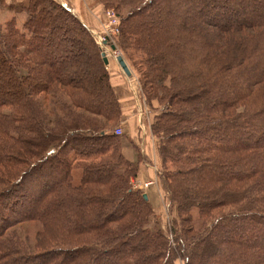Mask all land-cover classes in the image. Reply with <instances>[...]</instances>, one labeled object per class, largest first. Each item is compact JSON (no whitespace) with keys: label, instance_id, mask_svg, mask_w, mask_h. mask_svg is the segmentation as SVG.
Here are the masks:
<instances>
[{"label":"trees","instance_id":"16d2710c","mask_svg":"<svg viewBox=\"0 0 264 264\" xmlns=\"http://www.w3.org/2000/svg\"><path fill=\"white\" fill-rule=\"evenodd\" d=\"M99 1L155 174L121 151L134 96L92 28L67 0H0V264H264V0Z\"/></svg>","mask_w":264,"mask_h":264},{"label":"rangeland","instance_id":"374dc122","mask_svg":"<svg viewBox=\"0 0 264 264\" xmlns=\"http://www.w3.org/2000/svg\"><path fill=\"white\" fill-rule=\"evenodd\" d=\"M81 2H83V1H81ZM67 3H68V6H70L72 9L74 8V5H76L74 2H71L70 0H67ZM83 3L87 6V7L83 6V8L88 13V15H89L88 23L91 24L88 26L92 28V31L94 34H97V35L102 34L103 33V24L106 23V21H107L106 16L104 14L105 8L102 5H100L101 3L99 0H85V2H83ZM189 12H190L191 16H195L196 18H206L204 16L197 15V13L195 12L193 7L191 8V10ZM75 14L78 16V12ZM97 18H98V20H97ZM115 41H116V39H114V43L112 41H111V43L115 44ZM100 46L102 47V50L106 52L108 58L111 61H113L112 63H115V66L120 69V67L118 66L116 59H115L116 54L121 55L119 49H117V50L115 49V51H112L108 45H105V46L100 45ZM123 58H125V57H123ZM125 61H127L126 63L128 64L132 74L130 77H125V75H122L124 77L122 80H120V83L122 84V89H120L119 93H121V96L128 94V96H131V97L134 94L133 103H135V97H137V100L139 101V102L136 101L137 104L140 103L141 108H143L144 107V100H143V96H142V92H141V88H140L138 79L136 77V72L132 68V66L128 62V60L126 59ZM121 72H122V70H121ZM125 108H126V110H125V115H124V119H123L124 121H122L121 124H119L115 127V128H120V130H121V135H120V136H122V144L121 145H123V146L129 144L128 143L129 140L125 136H129L128 135V133H129L128 132V126L130 125V123L128 122V120H129V118L133 117V115H131V113H136L139 110L138 105L135 107V109H132L131 107L130 108L125 107ZM137 108H138V110H137ZM146 112H148L147 107H146ZM142 114H143V111H142ZM148 119L152 122L151 117L149 115L146 117V120H148ZM137 135H138V133H137ZM75 179H76V181H78L79 175L76 176ZM138 180H140V179L138 178ZM140 181H142V180H140ZM142 182H145V181H142ZM140 189H142V188H140ZM143 190H147V188H143ZM156 198H154L153 201H154V203L159 204V206H158L159 214H160L159 216H161V214L164 216L160 222L162 224L161 226H164L167 218H165L164 205L162 204L163 200H160L159 197H158V199H156Z\"/></svg>","mask_w":264,"mask_h":264},{"label":"crops","instance_id":"0c3cea01","mask_svg":"<svg viewBox=\"0 0 264 264\" xmlns=\"http://www.w3.org/2000/svg\"><path fill=\"white\" fill-rule=\"evenodd\" d=\"M71 2H74L76 5H74L73 8V12L77 13L78 12V16L80 17V19L82 21H84L87 25H91L88 23V19H89V15L86 12V10L83 8V6L87 7L83 2H85V0H70ZM83 1V2H81ZM98 20V18H97ZM109 63L113 62L108 58ZM123 73V72H122ZM124 75V73H123ZM127 77V76H125ZM134 96V94H133ZM137 97H135V107L138 105V112L136 113H131V115H133L132 118H129L128 122L130 123V125L128 126V135L129 136H125L128 140H129V144L128 145H121V151L123 153V155L131 161H136V152L135 149L133 147V145L130 143V141H133L134 143H138L137 145L140 147V150L143 154H145L147 156V168L145 170L144 173H146V171H150L153 175V173L155 174V170L157 168V156L155 153V147H154V138L150 133V124L151 121L148 119L146 120V117L149 115L151 117V114L146 112V107L144 106L143 108H141L140 103L137 104ZM139 102V101H138ZM143 114H142V111ZM145 114V115H144ZM152 118V117H151ZM138 133V135H137ZM137 135V136H136ZM149 159V161H148ZM147 176V175H146ZM145 175H141V177H139L140 180L142 181H149L150 179H146Z\"/></svg>","mask_w":264,"mask_h":264},{"label":"built area","instance_id":"2783aa9c","mask_svg":"<svg viewBox=\"0 0 264 264\" xmlns=\"http://www.w3.org/2000/svg\"><path fill=\"white\" fill-rule=\"evenodd\" d=\"M64 4H66L64 1L65 0H58ZM105 16H106V23L103 24V33L100 35H97L96 40L98 42L99 45L105 46V42H107V40L112 41L113 37L116 36L118 34V30H119V20L118 17L116 16L115 12L112 9H108L105 12ZM118 54H116L117 56ZM115 56V57H116ZM114 133L115 134H121V130L120 128H115L114 129ZM152 183V181H145L142 182L138 179H132L131 180V187L134 189L136 188H147L150 184Z\"/></svg>","mask_w":264,"mask_h":264},{"label":"water","instance_id":"95a60500","mask_svg":"<svg viewBox=\"0 0 264 264\" xmlns=\"http://www.w3.org/2000/svg\"><path fill=\"white\" fill-rule=\"evenodd\" d=\"M110 48L112 51H115L114 45H111ZM101 57H102L103 63L107 66L109 61H108V57H107V54L105 51H103L101 53ZM115 59H116L117 64L119 65L120 69L124 73V75L127 77H130L132 72H131L128 64L126 63L125 59L122 57V55H117ZM143 197L146 198L147 197L146 194H144Z\"/></svg>","mask_w":264,"mask_h":264}]
</instances>
